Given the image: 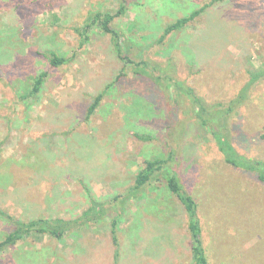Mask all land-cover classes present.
I'll list each match as a JSON object with an SVG mask.
<instances>
[{"label":"rangeland","instance_id":"rangeland-1","mask_svg":"<svg viewBox=\"0 0 264 264\" xmlns=\"http://www.w3.org/2000/svg\"><path fill=\"white\" fill-rule=\"evenodd\" d=\"M209 1L0 0V209L22 221H76L60 240L17 242L0 264H114L115 216L116 264H192L186 216L165 182L131 192L144 162L170 151L198 204L208 264H264V184L225 164L175 85L225 104L257 77L228 123L236 151L264 161V0L218 1L159 42ZM90 13L116 14L123 53L146 76L117 58L97 23L75 31ZM51 53L66 62L50 68L39 54ZM41 71L39 100L25 107L18 96ZM10 229L0 217V241Z\"/></svg>","mask_w":264,"mask_h":264},{"label":"trees","instance_id":"trees-1","mask_svg":"<svg viewBox=\"0 0 264 264\" xmlns=\"http://www.w3.org/2000/svg\"><path fill=\"white\" fill-rule=\"evenodd\" d=\"M221 0H210L208 3L204 4L202 7L193 10L188 15L176 19L171 24L167 25L162 35L159 38V42L162 41L167 35L172 32L179 31L186 27L195 18L201 15L208 7L214 5L216 2ZM120 11L117 12L119 14ZM116 17L115 15L90 13L86 19L84 26L79 30L75 29L81 36L88 32V30L97 23L103 33L110 37L113 50L119 60L125 63L126 66H136L142 71H134L135 75L146 76L144 66H140L143 62L133 63L125 51L122 44V35L110 26L112 19ZM44 59L48 60V66L50 68H57L58 66L66 62L65 58L59 57L53 53L51 54H39ZM49 73L47 71H41L37 73L31 79L30 89L18 96L19 102L27 107V105L34 104L39 100V95L41 89L48 79ZM257 77L253 76L249 81L248 86L240 91V93L228 101L227 103H213L208 104L203 101V99L197 96L193 89L187 87L179 82H175V85L180 88L181 92L188 98L192 106V113L194 117L200 122L205 131L212 137L215 147L218 153L221 155L225 164L241 171L247 173L248 175L254 177L258 182L264 184V161L246 157L238 153L233 145L232 136L230 134L231 128L229 127V118L236 108L242 104L245 100H249L250 95L253 92V85L256 83ZM119 75L116 77L115 82L118 81ZM159 80V79H158ZM103 94H99L93 98L92 103L89 105L86 111V119H88L95 111V108L102 99ZM247 96V97H246ZM137 139L142 141L151 140V136L135 134ZM177 157L174 151L165 156H160L152 160H147L144 162V166L140 169L134 178V185L132 186V191H139L145 188L148 184L153 182L158 176L163 182H165L166 188L171 195H173L176 200L182 206L185 216L187 231L190 241V253L192 264H208V256L202 243V228L200 225V217L198 214V204L195 198L190 194L182 181V177L178 176L175 170V162ZM189 177V176H188ZM185 174L183 176L184 181L187 180ZM160 181V179H159ZM85 188V186H84ZM87 189V188H86ZM135 197V196H134ZM120 203L125 205L126 199L123 196L120 197ZM134 199V198H133ZM94 206V204H92ZM94 207H92L93 209ZM91 208L85 212L84 215L93 213ZM106 209V208H104ZM97 212H102L103 208L95 209ZM96 212V213H97ZM97 217V214H94ZM107 215V214H106ZM0 217L3 218L7 224L11 227L10 232L0 241V252L9 249L16 245L17 242L27 239L34 235L53 237L57 240L62 239L65 234L72 229V226L76 224V221H69L63 218L54 219H34L29 221H22L16 219L3 210L0 209ZM97 219V218H96ZM91 221V219H89ZM111 230L110 236L111 241L114 246L113 261L114 264L117 263L118 259V242H117V226L118 217H111Z\"/></svg>","mask_w":264,"mask_h":264}]
</instances>
